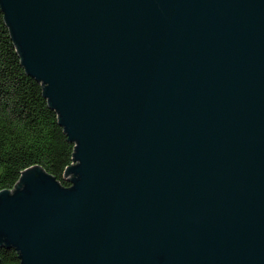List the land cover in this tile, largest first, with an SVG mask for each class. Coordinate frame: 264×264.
<instances>
[{"label":"water","instance_id":"1","mask_svg":"<svg viewBox=\"0 0 264 264\" xmlns=\"http://www.w3.org/2000/svg\"><path fill=\"white\" fill-rule=\"evenodd\" d=\"M70 186L0 191L20 264H264V0H0ZM1 264V263H0Z\"/></svg>","mask_w":264,"mask_h":264},{"label":"trees","instance_id":"2","mask_svg":"<svg viewBox=\"0 0 264 264\" xmlns=\"http://www.w3.org/2000/svg\"><path fill=\"white\" fill-rule=\"evenodd\" d=\"M19 60L0 7V191L13 189L21 172L34 165L68 187L63 174L72 164L74 144L48 106L41 83ZM0 263L20 264L19 253L1 247Z\"/></svg>","mask_w":264,"mask_h":264}]
</instances>
